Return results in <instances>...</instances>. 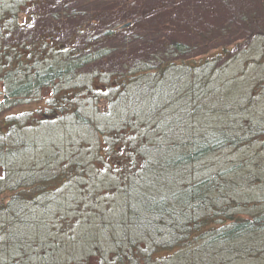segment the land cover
Masks as SVG:
<instances>
[{
	"label": "trees",
	"instance_id": "16d2710c",
	"mask_svg": "<svg viewBox=\"0 0 264 264\" xmlns=\"http://www.w3.org/2000/svg\"><path fill=\"white\" fill-rule=\"evenodd\" d=\"M104 2L108 3L106 7ZM137 3L138 0L130 4L124 0H92L90 4L89 0H7V11L0 14V167L7 166L9 185L0 195L5 198L7 194L0 200L4 216L0 264L33 252L54 264H75L80 246L67 247L71 241L56 234L53 247L51 234L69 231L78 215L74 225H79L80 235L101 230L107 222L116 254L121 256L124 246H128L130 254L126 257L133 259L137 247H141L142 242L136 239L139 237L150 239L155 249L148 253L153 255L161 249H187L203 236L210 242L225 244L246 235L257 239L259 233H264V211L248 214L242 211L246 205L234 199L239 184L231 173L239 168L221 169L213 175H204L202 171L206 170L201 168L214 152L246 142L242 131L247 122L240 118L235 125L228 122L197 132L186 121L223 103L220 89L210 91L206 82L180 83L179 78L169 77L171 70L183 66L203 67L194 66L197 61L192 64L188 58L206 55L211 45L203 41L201 47L190 43L193 39L172 40L173 13L162 12L164 18L160 14L154 17L153 11L132 10ZM121 16L125 21L117 22ZM256 18L244 14L237 21L252 23ZM127 21L129 26H125ZM179 25L182 28L181 22ZM200 34L201 39L207 38V34ZM213 51L214 58L205 67L232 56L231 43H219ZM108 64L118 67L110 71L107 85L123 94L109 99L107 106L103 103L100 108H90L87 115H80L78 105L67 103H73L79 93L91 88L70 83L85 70L99 75ZM155 70L168 78L162 96L154 91L148 95L145 87L152 84L143 81ZM153 81L157 85L160 80ZM48 88L53 90L52 95L44 101L45 106L34 109L26 125L53 123L72 115V127L64 129L62 137L85 129L93 139L87 146L84 142L73 143L70 147L75 153L58 160L51 153L54 162L46 155L38 171L26 169L21 161L35 152L37 145L20 133L23 128L14 119L17 115L1 116L5 106L8 110L23 102L40 100L41 92ZM161 97H167L166 102H160ZM94 102L99 104L100 96ZM166 110H171L170 114L162 116ZM220 110L213 112L220 114ZM200 117L201 114L197 121ZM153 120L157 123L150 126ZM162 121L166 122V130L156 134V129L164 125ZM150 133L160 135L155 137L156 142L149 141ZM95 141L98 144L94 146ZM89 147L96 149L85 155ZM91 197L97 204L103 200L116 203L113 208L102 204L103 209H97L94 204L95 209L81 211ZM125 229L129 232L123 240L117 232ZM251 248L256 251L262 244ZM83 251L87 254L90 248Z\"/></svg>",
	"mask_w": 264,
	"mask_h": 264
},
{
	"label": "rangeland",
	"instance_id": "374dc122",
	"mask_svg": "<svg viewBox=\"0 0 264 264\" xmlns=\"http://www.w3.org/2000/svg\"><path fill=\"white\" fill-rule=\"evenodd\" d=\"M91 1L89 0V4ZM125 1L129 4L130 1L135 2V0ZM104 5L106 7L108 3L104 2ZM131 8L132 10L153 11V16L158 17L160 14V18H164V15L161 14L162 12H172L173 15L170 17L173 20H171L172 24L170 26L174 27L175 30L170 36L172 40L189 42L193 39L190 42L192 44L202 47L204 41L211 45L209 49L211 52L206 55L200 54L199 57L188 58V61L190 60L189 63L193 64V62L197 61L194 66L203 65V67L194 69L183 66L171 70L169 77L172 80L179 78L181 80L180 83L188 80H193L197 84L206 82V86L208 83L210 89L206 86L204 89H209L210 91L211 89L214 90V87L217 90L220 89L219 98L223 103L219 102V106H213L211 109L207 107L209 108L207 109L209 113L200 112L186 121V123L193 124L197 132L201 131L202 128L203 130H209L212 127H222L224 123L228 122L235 125V123L240 122V118L245 119L247 122H245L246 127L248 126V128L245 127L242 133L244 140L246 139L247 141L243 142V144L240 142L239 146L235 148H226L222 152H214L213 155L203 162L201 168L206 171H202V173L204 175H213L221 169L238 167L239 170L231 173L232 178L239 184L234 199L247 206H244L246 209L242 211L248 214L254 215L264 211V0H138L137 7ZM5 11H7V0H0V14H3ZM244 14L247 16L253 15L258 18L252 21V23L238 22V16ZM123 15L129 17V14ZM151 17V15L148 16V18ZM120 20L121 22L125 21V19H122V16L117 19V22ZM129 21L127 22L129 23ZM179 22L182 23V28ZM231 24L233 25L232 29L229 30L230 27L226 30V27ZM200 33L207 34V38L201 39ZM250 33L252 34L250 35ZM219 43H231L232 56H227L220 60L217 59L214 63L208 64L205 67L204 65L207 64L209 59L214 58L215 51L213 49L218 47ZM193 55L195 56V54ZM50 56L54 57V53H51ZM102 66L105 65L102 64ZM117 67L108 64L102 72L98 73L99 75L90 70L81 72L82 75L79 73L70 83L71 86L77 84L86 87L90 85L89 88L91 90L79 93L78 97L73 100V103L70 101L67 105H78L80 107V115H87L90 108H100V104L103 105V103L107 106L109 99L118 97V95L121 96L123 93H119L107 85L111 79L110 71L112 68ZM155 78L157 82L160 80L158 83L156 82L157 85H154L153 80ZM167 79V77L159 75L157 70L149 72L143 78V81H147V83L150 81L152 84L145 87L147 88V92H149L147 94L149 95L152 91H154L155 95L158 94V96L165 94L164 87H166L165 83ZM140 80L142 82L141 78ZM149 87L152 90L149 91ZM155 87L157 90H155ZM160 89L163 92H158ZM52 91L50 88L43 90L39 96L41 99L32 101L29 104L23 102L8 110L6 109L7 106H5L1 116V118H6L7 115L12 117L17 115L14 119L23 128L20 133L24 135V138L33 141L37 145L36 151L27 154L21 161V164L25 165L26 169L34 168L38 171L46 155L48 160L54 162L53 158L58 160L65 155L68 156L67 154L75 153L74 149L70 147L73 143L80 145L81 142H84L87 146L90 140L93 139L90 136V132L85 129L74 132L72 130V134L62 137L64 129L67 130L72 127V120L75 119L72 115L60 117L54 120L53 123L46 124L43 122L41 124L26 125V122L33 116L34 109L39 108L43 104L44 106L46 105L44 101L52 95ZM213 94L214 92L211 95ZM99 96L100 103L98 104L94 101ZM166 100L167 97L165 99L161 97L160 102L163 103ZM137 104H140L139 98L137 99ZM221 108L222 110H220ZM29 109L33 110L29 111ZM218 109L220 110V114H215L213 110ZM170 112L171 110H166L162 116L169 115ZM200 114L201 117L199 119L201 120L197 121V117ZM233 116L234 118L232 119ZM156 123L157 121L153 120L150 126L156 125ZM162 123L164 124L162 129H156V134H161L166 130V122L162 121ZM238 126L239 124H237ZM235 129L234 127L233 131ZM261 130H263L262 133L260 132ZM191 133L195 134L194 131ZM156 134L153 136L150 133V142H156L155 137L160 136ZM247 135H250L248 139ZM3 138L7 140V135H4ZM97 144V141H95L94 146ZM94 149L96 147H89L85 151V155L87 153H94ZM51 153H53V158H51ZM7 181V166L4 168L0 167V195L4 190H7L9 185ZM6 197L7 194L5 198H0V200L3 201ZM90 199L89 203L82 210L78 209L77 211H85L91 207L95 209L94 204L97 205V209H103L101 208L102 204L108 208H113L116 203L103 200L102 203L97 204L98 202L95 198L91 197ZM3 218L4 216L0 212V226L3 223ZM78 218L79 215L73 220L69 231L65 233L57 231L55 234H51L53 247H55L53 242H56V234H61L64 240L71 241L67 247L75 248L76 244L80 246L77 251V253L80 251V255L76 256V258L79 257L75 264H264L263 232L259 233L257 239L256 236L248 239L246 235L225 244L219 243V241L210 242L207 240V237L203 236L197 239L193 245L190 244V247H187V249L182 247L161 249L153 255L148 253L153 248V243L149 242L150 239L139 237L136 239H138V242H142L140 244L142 248L138 245L139 247L136 249L137 255L133 259L126 257L130 254L128 246H124L121 256L116 254V247L112 243L114 238L109 232L110 229H107V222H105V225H101V230L93 229L80 235L77 232L79 225H74L75 220ZM99 228L100 226H98ZM128 232L129 230L125 229L117 233L124 240ZM95 233L98 234L95 235ZM168 238L169 236H165V239ZM256 240L257 242L255 243ZM258 243L262 244V248L254 251L251 246L255 245L257 247ZM96 245L99 246L96 247ZM82 247L84 248L82 249ZM88 248H90V252L85 254L83 250H87ZM46 255L49 258L51 257L49 251ZM7 264L54 263L51 260H45L43 255L39 256L33 252L28 257L20 255L14 261H9Z\"/></svg>",
	"mask_w": 264,
	"mask_h": 264
},
{
	"label": "water",
	"instance_id": "95a60500",
	"mask_svg": "<svg viewBox=\"0 0 264 264\" xmlns=\"http://www.w3.org/2000/svg\"><path fill=\"white\" fill-rule=\"evenodd\" d=\"M129 25H130V23L126 24L125 26H129Z\"/></svg>",
	"mask_w": 264,
	"mask_h": 264
}]
</instances>
